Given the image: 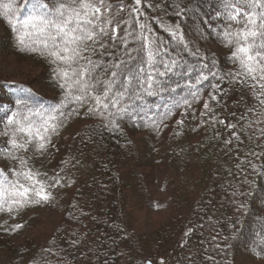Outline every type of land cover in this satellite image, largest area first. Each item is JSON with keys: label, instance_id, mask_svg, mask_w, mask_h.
<instances>
[{"label": "snow or ice", "instance_id": "obj_1", "mask_svg": "<svg viewBox=\"0 0 264 264\" xmlns=\"http://www.w3.org/2000/svg\"><path fill=\"white\" fill-rule=\"evenodd\" d=\"M22 4L23 8L17 0H0V14L19 33L23 49L54 66L64 101L47 113L34 110L21 95L10 114L7 105L0 106L6 115L0 135L9 138L0 148V161L8 165L0 167V212L51 203L50 189L62 186L61 179L56 174L47 177L29 161L54 147L52 137L68 119L80 116L81 109L87 118L100 120L101 131L114 136L124 134L127 122L134 127L139 122L159 133L176 112L183 118L195 115L190 110L201 100V117L208 118L205 124L238 128L216 114L217 107L226 106L223 97L228 90L236 87L247 89L255 101L247 112L257 105L264 109V0H218L214 31L230 50L227 59L236 66L231 71L219 68L215 54H205L186 38L184 23L198 15V5L190 7L193 0H22ZM145 8L162 15L150 16ZM169 10L177 23L164 21ZM153 23L167 33V41L156 33ZM188 56L195 62L190 63ZM18 93L32 96V90L23 86ZM256 116L249 128L256 122L264 124L260 119L264 111ZM183 118L177 123L183 125ZM245 118L242 114L238 120ZM243 131L240 125L232 133L237 150L243 144ZM260 136L264 138V128ZM224 143L232 145L233 139Z\"/></svg>", "mask_w": 264, "mask_h": 264}, {"label": "trees", "instance_id": "obj_2", "mask_svg": "<svg viewBox=\"0 0 264 264\" xmlns=\"http://www.w3.org/2000/svg\"><path fill=\"white\" fill-rule=\"evenodd\" d=\"M2 2L6 3L8 0ZM17 2L20 7H24L22 0ZM127 2L131 3V0ZM217 4L218 0H193L190 7L195 8L198 5V8H195L198 15L188 19L183 28L186 38L192 45L200 48L205 54H215L219 68L231 71L236 66L227 59L230 50L222 46L214 31L216 26L214 11ZM145 12L150 16L162 15L147 8ZM164 21L173 24L178 22L171 10L167 16H164ZM0 22L6 28L9 50L18 56L31 59L41 68L43 87L48 92L47 95L32 94L31 98L25 93H13L9 97L12 110H16L17 95L28 99L29 106L41 113L59 108L64 101V92L57 86L54 66L39 54L23 49L18 43L19 33L2 14H0ZM209 24L213 27L209 28ZM152 26L162 39L168 40V35L163 29L155 23ZM201 32L205 34L203 38ZM187 59L190 63L195 62L191 56ZM3 84L4 81L0 77V88ZM204 97L207 98V91L204 92ZM1 101L0 90V104ZM223 101L226 106L216 108L217 117L221 116L222 120L236 124L238 128L243 125L244 128L241 135L243 144L239 145L237 150L232 133L238 128L226 130L224 125L220 126L221 130L226 131L229 138L233 139L232 145L223 144L222 150L229 158L224 167L220 163V157L224 152L212 151L207 140L204 139V132L208 133L210 130L208 124L204 123L208 118L201 117L203 100L193 104L190 112L194 111L195 115L190 114L187 118H183L180 112H176L165 120L167 127H162L159 133L153 131L150 126H140L139 122L135 127L131 122H127L123 125L124 134L114 136L107 131H101L100 120L87 118L83 114L84 110L81 109L80 116L68 119L59 134L52 137V144L61 149V138L65 129L81 117L83 123L77 133L70 135L66 140L67 145L62 154L58 155L57 148L55 150V147L50 146L47 151L51 152L49 156H46L47 152L32 156L29 163L41 172L36 160H45L47 165L48 159L57 156L54 163L57 177H66L75 171L79 160L88 158L94 172L92 176L79 183L75 182L77 178L67 177L69 187L75 186L76 189L73 191L74 195L70 203H66V212L62 215L61 223H57L60 227H57L47 240L27 237L24 239L19 236L22 231L13 232L8 240L0 237V249L9 253L12 259L6 264H147L149 260L152 264H160L159 261L162 259L160 249H168L173 245L177 248L174 264H239L241 257L264 261V138L260 136L264 124L256 122L253 127H248L250 121H257L256 112L264 109L257 105L254 111L247 112L246 108L252 107L255 101L247 89L240 87L229 89ZM233 112L236 113L235 116L231 115ZM242 114L246 118L239 121L238 117ZM181 118L184 119L183 125L177 123ZM260 119H264V116ZM4 123L0 128H3ZM189 125L193 126V131L198 134L194 145H182L178 137L184 129L189 128ZM135 133L161 136L166 146L156 144L155 140H150V145L156 150L155 153L163 157L161 162L176 174L183 176L184 168L188 165L199 169L201 159L205 158L208 160L206 170L213 172L208 179V186L189 210L187 209V215L183 213L173 215L153 234L155 251L143 261L140 259L142 248L140 238L142 240L144 238L141 236L139 238L126 229L124 222L128 220L124 219L123 215V201H127L123 190L126 188L138 190L137 193L143 198V202L153 206L151 200L145 196L146 188L141 178L144 173L133 171L137 184L131 185L129 183L131 177L125 178L122 172L124 163L139 164V166L148 164L150 152L146 151L141 141L133 140L132 135ZM8 139L5 136L0 148H4ZM214 141L218 142L217 138ZM189 155L193 161H189ZM0 167L7 169L8 165L0 161ZM48 168L50 171L54 170L49 164ZM146 175L151 177L150 174ZM178 182L179 178L176 183ZM165 190L164 187L162 191ZM86 195L88 199H85ZM186 200V197L183 198L179 206L185 204ZM168 201L173 205L179 202L171 198ZM241 205L245 207L241 208ZM36 206L38 205L32 204L19 212L26 213ZM15 214L17 211L0 212V215L5 217ZM11 228L13 227L3 232ZM209 257L213 259L209 260Z\"/></svg>", "mask_w": 264, "mask_h": 264}, {"label": "rangeland", "instance_id": "obj_3", "mask_svg": "<svg viewBox=\"0 0 264 264\" xmlns=\"http://www.w3.org/2000/svg\"><path fill=\"white\" fill-rule=\"evenodd\" d=\"M41 71V68L32 62L31 59L18 56L9 50L6 28L0 22V77L4 81V84L0 88L2 95L0 106L7 105L10 114L13 110L9 103V97L13 93H18V89L21 86L25 89H31L32 94L41 93L47 95L48 92L43 87ZM218 119L222 120V117L220 116ZM5 121V111L0 110V127ZM82 123L81 117H79L77 121H74L67 129H65L60 144L62 150L59 146H54L55 150L57 148L58 155L62 154L61 152L65 150V145H67L66 140L69 139L70 135L77 133V130ZM220 126L222 125L219 123L208 125L210 131L208 133L204 132V139L207 140L209 148L216 152L222 150L225 139H230L228 133L222 131ZM197 134L196 131H193V126L189 125V128L184 129L178 138L182 145H192ZM132 138L133 140L141 141L145 146L146 151L150 152L148 156V164L144 166H139V164L131 165L128 163L122 165L124 177H131V181L129 182L131 185L137 184V178L135 179V177H133V171L144 173V175H141V178L146 188L145 196L153 203V206L146 205L143 202V198L137 193L138 190L135 191L131 187L123 190V193H125L127 197V201H123V215L124 219L126 218L128 220V222H124V224L130 233H135L139 238L140 236L144 238V240L140 238L142 245L140 259L143 261L150 257L155 251V240L152 237L153 234L164 223L168 222L173 215H179L181 213L187 215V209L189 210V208L196 202L197 197H199L204 191V188L208 186V179L213 175V172L206 170L205 166L208 165V160L205 158L201 159L199 169L188 165V167L184 168V172L182 173L183 176H181V174L178 175L174 170H169L167 166L164 165V162H161L163 157L155 153L156 150H153L150 145V140H155L156 144L166 146L167 144L163 142L161 136H149L146 133H135L132 135ZM215 138H217L218 142L214 141ZM4 139L5 136L0 135V143ZM50 153L51 152H47L46 156H49ZM230 153L231 150L229 154ZM228 159V154H225L224 152L220 157L222 167L227 165ZM52 160L54 162H52ZM56 160L57 156L48 159L46 162L52 169H54L51 171L48 168V164L45 165V160H36V162L37 166L41 169V173H47V177H52L54 174L57 175V170H55L56 166H54ZM189 161H193L192 158H190V155ZM74 170L73 173H69L66 177H58L61 179L63 186L50 189L54 197L51 203L39 204L28 210L26 213L17 212V214L13 216H8L10 219L4 215H0V237L8 240L13 232L18 233L22 231L19 233V236L24 239L37 238L39 240H47L48 237L54 233L55 229L60 227L57 223H61L60 220L63 218L62 215L66 212V203H70L71 198L74 195L73 191L76 189L75 186H72L71 188L69 187L67 177H75L77 178L75 182L79 183L92 176V173L94 172L90 159L88 158L79 160ZM198 171L200 173H198ZM146 174H150L151 177ZM41 177L42 178L40 179H45L44 176ZM178 178L179 182L176 183ZM77 185L80 186L81 184ZM173 185L174 187L172 188ZM164 187L166 190L162 191ZM84 197L85 199H88L87 195ZM185 197L187 198L186 203L189 205L185 203L182 205L184 207L181 208L182 206H179L180 202H182ZM170 198L173 199V201L179 202H175L177 203L176 205L170 204L168 201ZM12 217H14V219H12ZM18 225L22 227H17ZM9 227L13 228L3 232V230ZM176 237H178V235ZM181 244L182 243H180V245ZM159 252L162 255V259L160 258L161 260L159 262L163 261V264H174L173 259L177 256L176 245L170 246L168 249L162 248ZM11 260L10 254L0 249V264L9 263ZM238 263L264 264V261L249 257H241L239 258Z\"/></svg>", "mask_w": 264, "mask_h": 264}]
</instances>
